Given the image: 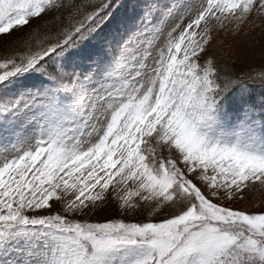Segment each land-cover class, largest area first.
I'll return each mask as SVG.
<instances>
[{
	"label": "snow or ice",
	"instance_id": "snow-or-ice-1",
	"mask_svg": "<svg viewBox=\"0 0 264 264\" xmlns=\"http://www.w3.org/2000/svg\"><path fill=\"white\" fill-rule=\"evenodd\" d=\"M119 7L0 0V264H264V0Z\"/></svg>",
	"mask_w": 264,
	"mask_h": 264
},
{
	"label": "rangeland",
	"instance_id": "rangeland-1",
	"mask_svg": "<svg viewBox=\"0 0 264 264\" xmlns=\"http://www.w3.org/2000/svg\"><path fill=\"white\" fill-rule=\"evenodd\" d=\"M117 2L119 4H121V7L117 8L114 10V14L119 17V16H123L124 14H126V12L129 10L130 8V5L133 3V0H117ZM36 21H33V25H35ZM29 30L28 26H25V29L24 31L27 32ZM245 31H248V28L246 27L245 28ZM255 32V31H254ZM14 35L16 36H19V35H23L24 33L22 32H16L14 30ZM261 34L259 33H256V34H250L248 36H244L242 34L241 37H245V41H246V44L245 46L241 45L240 46V43L241 41H243L244 39L242 38H239L238 43H235L239 50H240V53H241V60H242V65L241 67L243 68H248L249 65H255L257 66L258 68L255 71V73H260L262 69H260L262 67L261 64H263L262 62V59L263 57L261 56V46H259V42L254 40L256 39L258 36H260ZM252 36V37H251ZM248 37V38H247ZM247 39H250L251 41L248 43L247 42ZM254 40V42H252ZM241 207H248L250 208L252 211H259L258 208L254 207L252 203H249V204H246V205H240ZM118 216V213H114L113 210L109 209V210H106L104 211L103 213H101V216H104V217H108V216Z\"/></svg>",
	"mask_w": 264,
	"mask_h": 264
},
{
	"label": "trees",
	"instance_id": "trees-1",
	"mask_svg": "<svg viewBox=\"0 0 264 264\" xmlns=\"http://www.w3.org/2000/svg\"><path fill=\"white\" fill-rule=\"evenodd\" d=\"M255 31V32H254ZM254 31H252L251 32V34H256V33H259V34H261L260 36H258L256 39H254V40H256V41H258L260 44H259V46H262V45H264V34H262V32H261V29L260 28H256ZM221 36H223V34H221ZM242 36V35H241ZM238 37L235 41H234V43H238V42H240V41H238V39L239 38H242V39H244L243 41H241V43H240V46L241 45H243V46H245V44H246V39H245V37L243 38V37ZM248 37H250V36H248ZM247 37V38H248ZM252 37V36H251ZM228 39H231L230 37L228 38ZM254 40L252 41V42H254ZM251 40L250 39H247V42L249 43ZM239 44V43H238ZM262 62H263V64H261L262 65V67L260 68V69H262V68H264V57H263V59H262ZM258 67L257 66H255V65H249V67L247 68H244V70L245 71H247V70H249V69H253V70H256ZM259 69V68H258Z\"/></svg>",
	"mask_w": 264,
	"mask_h": 264
}]
</instances>
